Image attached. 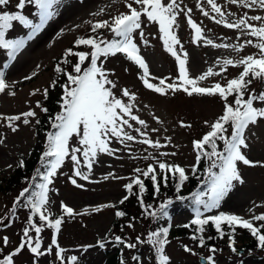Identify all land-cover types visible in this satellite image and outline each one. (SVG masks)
<instances>
[{"label":"rangeland","instance_id":"1","mask_svg":"<svg viewBox=\"0 0 264 264\" xmlns=\"http://www.w3.org/2000/svg\"><path fill=\"white\" fill-rule=\"evenodd\" d=\"M215 2L226 14L229 12L234 14L227 17L229 20L238 19L244 13L264 16V10L258 8L246 9L229 3L228 0H215ZM17 3L18 0H9L7 6L0 7V13L20 11L16 8ZM178 3L185 10L192 9V19L203 29V35L212 39L216 44H242L246 39H254L241 35L239 30L226 29L222 25H217L208 17L203 16L196 7L198 0H178ZM199 3L206 10L211 11L207 0H199ZM101 9H103L102 13H100ZM36 12L34 4H26L22 10V14L32 19L34 23L39 22L38 16L35 15ZM56 12L57 14L45 25L44 29L33 40L26 42L25 48L18 54L16 60L9 61L6 50L0 49V70L5 71L6 81L10 85L5 93L0 94V115H20L29 110L36 113L35 117L29 118L28 124L23 123V118L15 122L17 127L15 132L7 127L5 120H0V140H2L0 142V219L4 221L0 223V258L10 254L19 245L23 228L30 214L27 208L18 207L10 226H5L8 223L6 218L14 201L23 188L29 187L27 183H20L18 187L10 190L6 189V182L8 177L14 175V172L23 168L19 166L21 160L25 166L31 165L33 170L40 163L39 158L44 151L46 139L44 140L43 136L40 137L35 131L36 118L40 113L37 102L42 105L45 90L52 83L53 63L61 57L66 48L73 45L75 38L85 37L91 33L92 23L111 19L114 15L127 12V8L125 0H63ZM97 13L100 14L97 15ZM177 21L180 27L176 31L183 51L188 56L186 66L191 78L205 73L210 67L213 72H220V66L217 65L218 60L222 62L225 58H231L235 61L258 52L250 45H245L242 51L236 52L232 48H216L206 45L203 41L194 44L192 43V31L183 13L177 16ZM253 23L258 24L259 22ZM143 30L147 43L145 44L140 39L138 33L135 35V42L140 49V55H143L148 63L150 76L169 77L168 82H171L178 76V69L175 58L164 50L159 40L158 26L154 23H146ZM29 31L30 29L18 22H13V28L6 33V39L26 38ZM100 31L105 37L110 35L107 30ZM238 35H240V40L236 39ZM176 47L179 50L180 45ZM89 50L87 46L83 49V51ZM4 63L10 66L4 69ZM37 65L40 67L37 68ZM134 66H136L134 63L126 61L120 55L110 56L104 64V67L111 73L109 78L117 85L113 92L120 97L122 89L127 88L135 94L133 114L145 121L147 128L142 130L148 133V138L160 141L162 147L152 149L137 142H128L129 146L124 147L113 142L111 147L120 148L121 151L113 156L99 154L98 163L93 165L89 180L73 177L77 184L83 187H76L71 183L69 177H72L73 165L70 159H66L65 164L59 169V174L53 178V183L50 185L52 191L49 193V208L53 217L59 216L62 214L60 204L63 201L76 212L85 214L64 217L57 240L59 246L64 249L65 264L67 257L73 255L77 257L78 264H109L111 260L107 258H111L116 252L119 255L117 264H121V261H124V264H156L155 250L152 246L143 243L138 244L135 249H127L116 243L115 238L119 236L127 242L136 243L137 236L145 239L149 231L160 227L169 228V243L166 245L165 252L170 257V264H201V257L206 258L210 255L209 251L199 250L194 244L179 236L180 228L178 227L188 224L194 215L177 199V196L168 198V200L178 201L169 203L173 205L166 218L153 220L151 216L145 219L142 215L137 220L129 219L118 223L119 229L112 227L116 206L121 204L119 201L124 196H128L124 185L137 175L134 169H146L149 164H153L157 167V171L159 170L155 160H145L143 157L152 153L162 162L179 165L185 171H190L196 160L192 141L201 138L210 130L205 121L214 122L222 114L223 107V102L218 96L194 94L189 97L182 91L174 95L170 92L166 95L154 93L144 87L140 79L142 70L139 71ZM241 71L242 66H228L226 72L218 76H209L199 83L203 87H211L216 82L223 85L227 79L238 77ZM25 76L32 78L25 80ZM150 82L158 84L159 81L150 79ZM9 91L14 95H8ZM121 98L127 102V98ZM256 103L259 104V102ZM131 123L133 128L140 127L135 122ZM152 129H157V131L153 132ZM126 130L134 136L137 135L132 129ZM245 136L246 143L249 145L247 149H244L246 156L254 162L264 163V120L250 125L245 130ZM137 139L139 140L140 137L137 136ZM72 143H76L75 138ZM160 152L168 153V155L160 156ZM238 167L244 183L234 182V187L222 201L221 208L205 215L224 211L251 219L253 215L264 213V167L259 164L255 167L245 166L239 162ZM81 170L86 171L84 168ZM109 173H112L114 177H123V179H114L112 176L105 179L104 177ZM105 204H111L114 207L95 211L97 207ZM152 207L156 208L154 204ZM132 211L136 215L140 212L135 205L132 206ZM33 220L38 223L37 217ZM129 224L133 227H129ZM30 234L35 236L34 231ZM40 235L41 250H44L50 245L52 230L45 226ZM5 236L9 238L7 246L2 244V238ZM234 241L233 246L237 250L243 248L242 245L245 243L243 235L239 234ZM100 242L104 243V247L99 246ZM185 245L196 254L185 252L183 250ZM216 249L218 251L214 253L215 264H264V254L244 252L237 255L229 247L227 238H224ZM134 256L138 259L134 260ZM14 264H60V262L55 257V248L52 252L40 257H34L25 248L14 258Z\"/></svg>","mask_w":264,"mask_h":264},{"label":"snow or ice","instance_id":"2","mask_svg":"<svg viewBox=\"0 0 264 264\" xmlns=\"http://www.w3.org/2000/svg\"><path fill=\"white\" fill-rule=\"evenodd\" d=\"M62 2L63 0H18L16 8L20 11H3L0 13V49L6 50L9 61L16 60L18 54L25 48L26 42L33 40L53 19ZM228 2L246 9L264 10V0H228ZM8 4L9 0H0V7ZM26 4L35 5L37 9L35 15L38 16L39 22L34 23L32 19L22 14ZM207 4L210 5V12L199 3V0L196 5L203 16L208 17L217 25H222L226 29L239 30L241 35L254 39H246L242 44H216L212 39L203 35V29L192 19V9L181 8L178 0H125L127 12L114 15L111 19L98 20L92 23L91 33L93 35L77 37L72 47L65 49L60 63L54 68L55 72L66 77V82L62 85L60 111L52 117L51 128L54 131L47 133L44 151L39 158L40 167L36 169L32 177L33 183L29 187L23 188L19 193L6 218L8 223L5 226H10L18 207L27 208L30 214L27 217L26 226L23 228L19 245L10 254L3 255L0 258V264H14V258L25 248L34 257L44 256L55 248L56 259L60 264H65L64 249L59 246L57 240L64 217L85 214L84 212H76L63 201L60 204L61 215L53 217L49 208V193L52 191L50 185L53 183V178L59 174V169L65 164L66 159H70L73 165L72 177H69L71 183L76 187H83V185L77 184L73 177L89 180L93 165L98 163L99 154L113 156L121 151L120 148L111 147L113 142L124 147L129 146L128 142L144 144L152 149L162 147L160 141H153L148 138V133L142 130L147 128L145 121L133 114L134 101H136L135 94L127 88L122 89L120 97L113 92L117 85L115 81L109 78L111 73L104 67V64L110 56H115L117 53L123 54L127 60L142 70L140 79L144 87L154 93L166 95L170 92L174 95L182 91L189 97L194 94L209 97L218 96L222 100V114L214 122L205 121L210 130L201 139L193 141V148L196 152V164L191 167L193 175L197 173L201 161H204L207 166L204 169L203 190L194 193L191 197L194 205V218L190 223L196 226L195 232L198 233V235H193L191 239L198 241V247H205L206 239L203 234L207 230L206 226L211 224L219 238L228 236L229 247L235 252L237 251L233 246L235 231L237 228H242L256 239L259 247L264 249V232H262L264 223H260L259 226L254 224V222H264V214L253 215L251 219H245L224 211L205 215L221 208L222 201L233 189L234 182L244 183L238 162L245 166L255 167L259 164L264 167V163L252 161L244 152V149L249 147L246 143L245 130L250 125H255L260 120H264V91L255 93L249 88L253 80L264 82V16L244 13L238 19L229 20L227 17L233 16V13L226 14L215 0H207ZM102 12L103 9L100 10V13ZM180 13L186 17L187 25L192 31V43L203 41L206 45L216 48H232L236 52L242 51L245 45H250L258 50L257 54L243 56L235 61L231 58H225L222 62L218 60L217 65L220 66V72H213L210 67L205 73L191 78L186 66L188 56L183 51L176 31L180 27L177 21V16ZM13 22H18L23 27L30 29L26 38L6 39V33L13 28ZM146 23H154L158 26L159 40L162 42L164 50L175 58L178 76L171 82H168L169 77H151L148 65L140 55V49L135 42V35L138 33L140 39L145 44L147 43L143 30ZM100 30H107L111 38L105 37ZM236 39L240 40V35ZM177 45H180L179 50ZM81 46H87L90 51L73 50L74 48L79 49ZM70 57H75L76 61L71 65V71H66L62 65L69 64ZM86 61L87 66H85ZM9 66L8 63L3 64L4 69ZM228 66H242V71L238 77L227 79L223 85L216 82L211 87L200 86V81L209 76H218L226 72ZM36 67L39 68L40 65ZM31 78V76L24 77L25 80ZM150 79L159 82L158 84L152 83ZM52 86H55V81H53ZM9 87L5 71L0 70V94L5 93ZM44 94L47 98V90ZM8 95H14V93L9 91ZM121 97L127 98V102ZM230 97H233L231 101ZM37 107H40L45 113L48 112V109L43 108L39 102H37ZM35 116L36 113L29 110L20 115H0V120H5L7 127L15 132L17 131L15 122L23 118V123L28 124L29 118ZM36 122L39 123V120ZM131 122H135L140 127L133 128ZM182 126L184 125L182 124ZM126 129H132L137 135H132ZM152 131L155 132L157 129H152ZM137 136L140 137L139 140ZM73 138L76 140L75 144L72 143ZM220 144H222V148L219 146ZM159 155L165 156L168 153L160 152ZM143 159L155 160L159 172L153 164H149L146 169H134L137 175L133 176L124 187L131 194L134 185L138 186V200L145 208V213L151 216L153 220L166 218L168 217L167 207L171 201H165L159 205L157 210L148 212L150 206L144 205L142 198L146 192V185L140 176L142 175L145 179L152 181L155 194L160 192L158 176L163 180L166 187L169 179L168 174L170 173L174 179L178 175L179 182L175 184L177 192L180 191L181 185L188 179V176L183 167L162 162L152 153L145 155ZM19 166H25L22 160ZM81 168L86 169V171H82ZM110 176L114 179H123V177H114L112 173L104 178L108 179ZM37 180L40 182H35ZM177 198L187 199L182 196ZM127 199L128 196L126 195L119 203L122 204ZM106 207H114V205L105 204L97 207L95 211ZM115 215L123 217L125 213L118 210ZM34 217L38 218V223L34 222ZM0 223H4V221L0 219ZM222 225H227L229 229L227 233ZM45 226L52 230V236L50 245L41 250L42 238L40 234ZM128 226L133 227L132 224ZM183 227L187 228L189 225L185 224ZM32 231L35 232V236L30 234ZM168 236L169 228L160 227L154 231H149L145 239L137 236L136 243L127 242L119 236L115 238V242L127 249H135L138 244L147 243L155 250L156 264H170V257L165 252L166 245L169 243ZM207 239L210 240L213 237L209 236ZM2 244L3 246L9 244L7 236L2 238ZM99 246L104 247V243L100 242ZM183 250L193 255L196 254L187 245L184 246ZM208 251L210 255L206 258L201 257V259H204L206 264H215L214 253L218 249L209 247ZM133 259L138 258L134 256ZM66 264H78L77 257L75 255L67 257ZM121 264H124V261H121Z\"/></svg>","mask_w":264,"mask_h":264},{"label":"trees","instance_id":"3","mask_svg":"<svg viewBox=\"0 0 264 264\" xmlns=\"http://www.w3.org/2000/svg\"><path fill=\"white\" fill-rule=\"evenodd\" d=\"M75 50H80L79 49H73ZM63 57H60V59L55 63V66L60 63L61 59ZM76 61L75 57H70L69 58V64L67 65H62V67L66 70V71H70L71 70V65L74 64ZM54 66V68H55ZM53 81H55V86L53 87ZM66 82V77H64L63 75H61L60 73H57L54 71V75H53V80H52V84L50 85V87L47 89V98L44 96L43 98V102H42V106L43 108H47L48 112L45 113L44 111L41 110L39 116L37 117L36 121L39 120V123L35 122V129L38 135L40 136H45V134L52 129L51 128V123H52V117H54L59 111H60V97L62 96V85L65 84ZM261 84L260 80H253L252 84L249 85V88L251 91L255 92L254 88L255 87H259ZM256 93V92H255ZM230 99L232 100L233 97H230ZM222 148V144L219 145ZM207 166V164L204 161H201V163L198 165V171L195 175H193L192 171L189 174L188 179L186 180V184L188 185L187 191H182V193H195L200 191L201 189H203V181H204V169ZM40 167V163L39 165L35 168V170L32 169L31 165H27L25 167H23L22 169H18L16 172H14V175L11 177H8L7 179V188L6 189H12L15 187H18L20 183H27L30 184L33 183L32 181V177L36 171L37 168ZM169 175V174H168ZM178 176L174 179L172 177V175H169V179L167 182V186H164L163 180L161 178L158 179V181L160 182V192L159 194H155L154 193V189H153V185H152V181L150 179H146L144 181L145 185H146V192L143 195V201H144V205H148V206H153V204L155 206H157L159 208V205L165 201L167 198L169 197H175L177 195L180 194V191L177 192L176 188H175V184L178 183L179 181L177 180ZM35 182H40L39 180L35 181ZM181 188V187H180ZM181 190V189H180ZM138 193H139V188L138 186L133 187L132 193H131V198L129 197L127 199V201L124 202V204H120L119 206H116V211H122L125 213V216L123 217H117L116 215L114 216V221L112 224L113 228H117L119 229L120 226L118 225V223L122 222V221H127L129 219H133L135 220L137 218V216H145V219H148L149 215H147L145 213V208L140 204L139 200H138ZM161 198H163V201H161ZM133 199V201H132ZM137 206L138 207V211H140L139 215H135L133 214L131 211L132 209H130V207L132 206ZM150 207L148 208V212H151ZM140 208V209H139ZM142 210V211H141ZM259 226L260 223H264V222H257ZM195 225H191L187 228H180V232H179V236L181 235L182 237H185L186 240H188L189 242H191L192 244L196 245L198 243V241H194L191 239V237L193 235H198V233L195 232ZM207 228V227H206ZM224 230L228 229V227H222ZM229 230V229H228ZM244 232V231H243ZM262 232H264V230H262ZM246 237L249 238L247 239V242L245 243V249L248 252H257V253H263L264 249H262L261 247L258 246V242L256 241V239L246 230V232H244ZM205 236L206 239V246L205 248H209V247H216L219 242L220 239L218 234L215 232V230L211 229V228H207L206 232L203 234ZM213 237V239H207V237ZM119 255L118 253L113 255L109 260H111V262H109V264H117Z\"/></svg>","mask_w":264,"mask_h":264}]
</instances>
